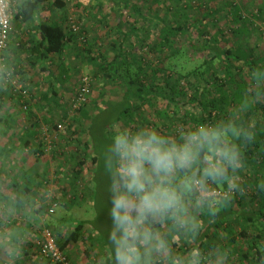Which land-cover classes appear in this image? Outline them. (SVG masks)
I'll list each match as a JSON object with an SVG mask.
<instances>
[{
    "label": "clouds",
    "instance_id": "obj_1",
    "mask_svg": "<svg viewBox=\"0 0 264 264\" xmlns=\"http://www.w3.org/2000/svg\"><path fill=\"white\" fill-rule=\"evenodd\" d=\"M3 11L32 17L33 0H7ZM11 49L0 61V87L14 83ZM235 104L215 119L180 125L171 132L156 127L114 124L98 151L103 174L109 254L95 264H234L222 237L205 243L206 224L245 191L247 146L257 141L248 119L264 102V64L254 67ZM6 187V186H5ZM255 187L264 192V179ZM52 191L0 189V255L19 264L29 228L39 220ZM264 264V256H257Z\"/></svg>",
    "mask_w": 264,
    "mask_h": 264
},
{
    "label": "trees",
    "instance_id": "obj_2",
    "mask_svg": "<svg viewBox=\"0 0 264 264\" xmlns=\"http://www.w3.org/2000/svg\"><path fill=\"white\" fill-rule=\"evenodd\" d=\"M83 1L86 0H81V2ZM122 2L131 9V12L141 15L139 14V7L128 3L127 0H122ZM33 3L36 5L38 12L40 10L48 12V7L51 6L57 11H62L66 6L64 0H33ZM231 8L233 26L228 31L229 36L227 39L225 37L226 33L217 27L218 19H216V14H213V9L206 5L201 9L202 13L200 17L195 18L191 14H180L184 9V7L180 6V8L177 7V10H175V14H169V18L164 19L161 16L155 18L154 21L151 20L149 25L154 27L155 36L146 35L145 32L141 33L143 28H136L134 25L130 26V31L127 33L125 30L126 18L120 15L113 29V33H117L118 35L117 37L107 38L108 42L104 50H95L94 47L96 45L94 42L86 40V45L83 48L77 47L76 33L67 31L59 23H50L44 20L38 24L40 41L35 48L38 53L37 61L44 60L51 54L63 57L64 59H67L66 54L75 56L74 58L83 64L86 62L92 67V76L90 77L92 84L96 82L95 79L97 81L102 80L106 84L114 88L118 87L121 90V98L118 101L105 105L94 113L92 112V106L96 105H93L94 99L90 96L84 107L80 108L73 115L72 123L76 122L75 130L80 132L82 129L79 130V128L84 127L85 133L89 138L83 142L82 154H89L90 164L94 165L97 162L96 154H92L95 153L94 148H92L94 147V143L91 146L89 143L92 132H95L100 136V139L106 142L105 136L106 133H111L112 124L135 128L136 121L133 118H135V111L140 109L142 103H144L143 99H140L144 95L146 99L157 95L174 106L178 105L176 97L173 95L169 96L168 94L169 90L171 94L179 91L175 90L176 86L169 84L171 83V74L174 72H177L178 76L182 78L186 76L193 78L195 91L199 90V86L202 92L209 89L217 93H213L212 96H206L201 93L199 97H194L201 110L199 115L200 121L215 119L230 110L235 104L237 96L248 83L247 78L250 71L254 67L264 64V53L262 56L260 55L255 58L251 51L245 50L242 47L240 39L242 35L248 32L247 26L250 23L240 13L237 5L231 4ZM18 16L23 20L31 18L24 14ZM257 18L264 21V3L257 9ZM95 27L97 30L98 26ZM80 29H84V24H81ZM131 32L139 33L136 34L138 40L136 43L140 46V54H134L130 59L131 55L127 50L128 44H136L130 40ZM105 35L110 36L106 31ZM231 38L234 41L227 43L228 39ZM146 48L154 55L155 62L146 61L142 56L141 50H145ZM195 57H198L196 60L199 62L186 70V66L181 63V60H191L190 58ZM133 63L136 64V67ZM70 69H72L70 66L63 62L61 63L58 74L47 83L46 90L42 96L43 100H48L58 95L57 87L68 80L70 77L68 70ZM16 73H18L17 69ZM148 73L153 75L154 78L159 75L162 84L156 85L155 81L146 84L142 78ZM201 81H203V86L200 83ZM206 84H209L211 87ZM23 91L25 93H22ZM0 92L10 98L11 105L15 103L18 105L20 111L27 109V113H30L31 99L29 98V94L31 96V93H28V88L22 86L21 88H16L15 85L11 84L7 87H0ZM99 94L100 92H98ZM95 95L97 94L95 93ZM202 95L203 99H199ZM134 99L139 100V103L133 104L132 101ZM96 108L98 107L96 106ZM255 111H261L260 116L264 118V104L258 106ZM102 114H105L103 118L100 117ZM10 116V114L0 116V120L5 117L7 120L6 123H2L3 130H9L11 129V125H14V118H10ZM32 117L33 115H30V118ZM82 119L88 121L85 124L86 126L83 124ZM8 121L11 124H8ZM33 123L36 122L34 121ZM53 127L56 128V124ZM36 135L37 131L35 129L27 131L24 127L23 140H18L16 144H13L11 141L6 145H0V160L2 163L8 165L10 163L9 153L13 149L15 151L20 146L22 147L34 142L32 140L36 138ZM78 142L80 143V139ZM34 144H36V159L40 160V154L43 153L42 144L39 141L37 143L34 142ZM259 147L260 142L258 140L255 144L247 146L245 155L248 163L252 156L264 159V154L259 155L257 152L264 153ZM41 159L45 160V158ZM258 162L260 163V161ZM259 163L255 162L258 166ZM82 165L83 160L76 162L75 174L81 173ZM18 168L16 166L13 169L16 170ZM249 172L251 171L243 172L241 175V182L244 185L245 191L239 194L238 197H234L226 207L220 210L218 216L206 224V233L203 240L205 243L216 241L212 240L213 233L211 236V229H214L215 232L218 230L216 233L223 231L225 236L222 233L219 236L223 238L221 242L230 246L234 255L237 254L238 248L241 250L242 246L245 251H243L241 258L249 259L248 257H250L257 262V256H264V192L257 190L255 185L259 179H250L252 173ZM33 179L28 177V185ZM40 186H44L42 181H40ZM73 198L77 199V196L73 195ZM228 220H231L232 224L230 226ZM227 221V227L222 226L224 223L226 225ZM83 225V221L76 222L67 238H62L61 232H57V229L54 231L52 228L47 227L53 232L56 244L66 255L67 259L68 256L65 251L69 241H76L79 236L84 237L82 231ZM41 264H43V261Z\"/></svg>",
    "mask_w": 264,
    "mask_h": 264
},
{
    "label": "rangeland",
    "instance_id": "obj_3",
    "mask_svg": "<svg viewBox=\"0 0 264 264\" xmlns=\"http://www.w3.org/2000/svg\"><path fill=\"white\" fill-rule=\"evenodd\" d=\"M128 3L134 4L140 9L141 15L131 12L130 8L125 6L122 0H86L81 2V0H65V8L62 11H57L54 7H48L49 14H58V23L62 25L67 31L73 32L71 30V22L74 21L78 26V31L76 32V46L83 48L86 43L94 42L96 45L95 50H104L105 45L108 42V37H117V33H113V29L117 23L120 15L126 18L125 30L127 33L130 31V26L134 25L136 28L142 27V32L146 35H154L155 29L150 26V21H154L157 17H163L164 19L169 18V14H175V10L180 6L184 7L183 12L180 14H191L193 17H200L203 6H209L213 9L216 14V19H218L217 27L221 28L222 31L226 33V39L229 36V29L233 26L232 20V5H237L240 9V13L245 19L248 20L250 25L247 26L248 32L242 35L240 42L245 50L251 51L254 57L257 58L264 53V21L257 18V9L263 5L264 0H127ZM179 13V12H178ZM84 24V29L81 30L80 26ZM98 26L97 30L96 27ZM81 30V31H80ZM105 31L110 36L105 35ZM109 31V32H108ZM75 33V32H74ZM136 34L138 32H131L130 40L134 43L138 42ZM83 36L84 41L80 39ZM233 38L228 39L227 43H232ZM140 46L138 43L130 45L128 44V52L130 53V59L134 54H140ZM149 50V49H148ZM147 48L142 49V56L146 61L155 62L154 55L149 52ZM136 56V55H135ZM196 58H190L181 60V63L186 66V70L190 69L193 64L196 65L199 61ZM67 60L70 62H77L79 65L70 66V70H74L72 75L65 81L59 89H57L58 95L54 98H49L48 100H43L42 96L40 101L35 102L38 92L44 94L47 83L42 84V90L34 87L33 84L29 82L22 81V76H20L19 71L16 73L17 82L13 84L19 86V88H28L31 96L29 94L30 109L29 114L27 109L20 111L17 104L11 105L14 110V125L13 130H3V124L0 123V145H6L8 142L16 144L17 141L23 140V128L28 130L29 122L30 124L35 121V118H30L32 111H36L42 119L40 123L32 124V129L37 131L36 138L34 142L42 144L43 153L40 154V160L36 159V152L34 142L29 145L20 146L19 149L11 151L9 153L10 163L4 164L0 160V171L7 168V170H14L16 166L19 167L16 170H21V165L24 163H19L15 161L17 157H24L26 160H30V163L26 164L28 167L31 165L35 168L39 167L42 171L47 172L44 177V186L41 189H50L53 193L52 198L46 204V215L41 214V223L37 224V228L33 229L34 232L38 234L40 230L44 227L52 228L54 231L61 232L62 238H67L68 234L74 227L73 225L78 221H83L84 225L82 231L84 237L78 238V240H70L66 248V254L70 261V264H95L97 257L107 256L109 254L107 239L104 232V227L107 224L106 210L102 207V202L104 199L103 184L104 178L100 169V160L98 156V151L100 146L104 143L100 136L95 132L90 135V146L94 143V151L97 157V162L92 165L90 164L89 154H82L83 142L88 140V136L85 133L84 127L79 128L82 131L77 132L75 130L76 122L73 124V115L79 110H71L70 102L73 98L74 91L78 86L79 79L81 75L87 74L92 76V67L89 63H82L78 59H74L72 55H68ZM134 64V63H133ZM76 65V63H75ZM136 67V64H134ZM189 78V79H187ZM143 81L145 83H153L161 85V77L158 75L156 78L150 73L143 76ZM94 84L91 83V91L89 97L94 99V104L92 106V112L98 111L105 105L113 104L121 98V90L118 87H113L106 84L105 82L97 81ZM92 82V81H91ZM170 85L176 86L175 90L178 92L171 94L170 90L168 92L169 96H174L178 100V105L173 104L162 99L160 96L153 95L149 99L142 98L141 108L135 111V127L137 126H151L156 127L162 132H171L175 127L180 125L191 126L194 123L205 122V120L200 121V108L194 99L195 96L199 97V94L203 93L206 96H212V94H217L213 90L204 91L194 90V80L190 77H179L177 72L171 74ZM203 86V81L200 82ZM207 86L211 87L209 84ZM168 90V89H167ZM42 91V92H41ZM98 92L100 94L98 95ZM208 92V93H206ZM95 93L97 95H95ZM42 94V95H43ZM88 97V98H89ZM203 95L199 99L202 98ZM87 102V101H86ZM133 104L139 103V100L134 99ZM8 104V103H6ZM264 104V102H262ZM85 105V104H84ZM84 105L82 107H84ZM36 106V108H34ZM81 107V108H82ZM91 107V106H90ZM123 107V106H120ZM132 108V107H131ZM4 106L0 109V113H3ZM260 110V109H257ZM257 112V111H256ZM261 111H258L260 113ZM33 113V112H32ZM0 116H3L0 114ZM36 116V115H35ZM105 114L100 117L103 118ZM222 116V114L220 115ZM260 117V115H257ZM37 117V116H36ZM29 120V122H28ZM208 119H206L207 121ZM83 124H87V120L82 119ZM60 123L63 125V129L58 130L54 128L53 125ZM73 124V125H72ZM112 124V128H113ZM86 126V125H85ZM111 128V129H112ZM110 133H106V140L108 139ZM86 138V139H85ZM80 139V143L78 142ZM11 145V144H10ZM89 156V157H88ZM41 158H45L41 159ZM83 160V165L81 168V173L75 174V164L76 162ZM30 164V165H29ZM31 169V168H30ZM73 195L77 196V199L73 198ZM241 196V195H240ZM238 197V195H237ZM52 208V212L49 209ZM229 221V220H228ZM228 221L222 225L227 227ZM231 220L229 221V226L231 225ZM38 230V231H37ZM218 232V230H216ZM215 230L211 229L210 233L212 240H217V238L224 232L221 231L216 233ZM39 236L36 235L35 238ZM33 250L31 256L34 257L36 262L41 264L42 261L38 257L37 248L35 245V240L33 241ZM237 249V254L234 255V264H257L253 258L249 259L241 258L243 251H245L242 246ZM26 256L25 254H23ZM253 259V260H252ZM13 264V262H12ZM36 264V263H35Z\"/></svg>",
    "mask_w": 264,
    "mask_h": 264
},
{
    "label": "crops",
    "instance_id": "obj_4",
    "mask_svg": "<svg viewBox=\"0 0 264 264\" xmlns=\"http://www.w3.org/2000/svg\"><path fill=\"white\" fill-rule=\"evenodd\" d=\"M58 17H59L58 14H49L47 11L44 12L40 10L28 20H23L20 16L18 17L12 16V19H11V31H10L9 42H8V49H11V53H12L11 58L15 62L16 69L19 71L20 76H22V81L23 82L25 81V83L29 82L30 84H33L35 88L37 87L39 89V91L40 89L41 90L43 89L42 84L44 82H49L52 79V77L58 74L59 66L61 65L62 62L67 64L68 66L72 65V67L74 66H76V68L79 67V65H77V62L72 63L70 62V60L64 59L63 57H58L53 54L48 55V57L45 58L44 60L42 59L40 61L39 60L37 61L38 53H37V49L35 48L38 42L40 41V33L38 31V24L44 20H47L50 23H58L59 21V19H57ZM65 56L67 58L68 54H66ZM6 57H7L6 59H8V50L6 52ZM73 72L74 70L73 71L68 70V73H70V75H72ZM57 89H59V87H57ZM42 94L43 92L39 94L37 92L35 96L37 97L35 98L36 99L35 102L38 103V101H40L41 96H43ZM0 104H2L0 105V109L2 108V106H4L3 113H0V114H2L3 116L10 114L11 115L10 118L11 117L13 118L14 110L10 106L11 104L10 98L7 97L6 95L1 94ZM34 108H36V106H34ZM32 112L31 114L33 115V118H35V122L39 124L42 117H40L39 114L36 113L35 110ZM257 115H260V113L254 111L252 114H250L248 119L251 123H254L257 126V129H258L257 140L260 142L259 148L263 152L264 151V118L261 116L259 117ZM6 121L7 120L5 117V118H2V120H0V123H6ZM9 123L10 122L8 121V124ZM9 130H13L12 125H11V129ZM28 130H34L32 129V125L30 124V122H29ZM257 152L259 153V155L264 154V153H261L260 151H257ZM10 158L11 157H9V159ZM260 159H261L260 157L252 156L251 160L248 163L247 168L244 171L245 173L248 172L249 170L251 171L249 173H252V177L250 178L252 180L264 179V159L263 158L261 160ZM15 161L21 164L24 163L23 166L21 165V168L22 167L23 168L21 170H7V168L4 170H1L0 171V189H3L5 191L15 192L17 191V188L19 187V188L28 190L32 193L40 191L41 190L40 181L45 183L44 177L47 175V172L45 171L41 172V169H39V167L34 169L32 165L28 167V165L26 164L30 163V160L28 159L26 160L24 157L19 156L15 158ZM254 161L257 163H259L258 161H260L259 166L258 164H255ZM28 177L34 178L30 182L29 185L27 183ZM2 206H3V201H0V207ZM41 214L42 216L46 215V206L43 209ZM41 221L42 219L40 218L39 220L33 221L30 225H28L29 240L25 247L24 252L21 255L19 264H35V263L39 264L36 262L37 260H35L34 257L31 256V253L33 250V245H34L33 241L35 240L36 235L39 234V232L38 234H36L35 233L36 231L33 229H36L37 224L41 223ZM25 252H26V256L23 255L25 254ZM0 264H12V261L6 260L3 255H0Z\"/></svg>",
    "mask_w": 264,
    "mask_h": 264
},
{
    "label": "built area",
    "instance_id": "obj_5",
    "mask_svg": "<svg viewBox=\"0 0 264 264\" xmlns=\"http://www.w3.org/2000/svg\"><path fill=\"white\" fill-rule=\"evenodd\" d=\"M7 0H0V61L6 60V52L8 50V42L11 31V19L12 15L6 14L3 11L2 4ZM71 30L73 32L78 31V26L74 21L71 22ZM80 39L84 41L83 36ZM17 77L15 76L14 83L16 84ZM91 78L87 74L81 75L78 86L76 87L73 98L70 102L71 110H79L87 101L91 91ZM19 88V86H16ZM22 93H25L23 91ZM25 107V106H24ZM58 130L63 129V125L60 123L56 124ZM52 208L49 212H52ZM35 245L37 248L38 257L43 261V264H70L66 255L61 251L55 241L53 232L44 227L40 230L39 236L35 238Z\"/></svg>",
    "mask_w": 264,
    "mask_h": 264
}]
</instances>
